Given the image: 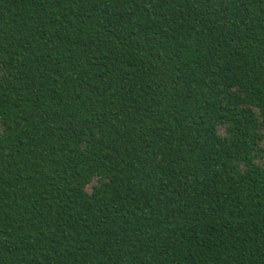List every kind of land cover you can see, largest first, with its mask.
I'll use <instances>...</instances> for the list:
<instances>
[{
    "label": "trees",
    "instance_id": "16d2710c",
    "mask_svg": "<svg viewBox=\"0 0 264 264\" xmlns=\"http://www.w3.org/2000/svg\"><path fill=\"white\" fill-rule=\"evenodd\" d=\"M0 264H264V0H0Z\"/></svg>",
    "mask_w": 264,
    "mask_h": 264
}]
</instances>
